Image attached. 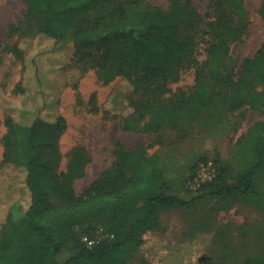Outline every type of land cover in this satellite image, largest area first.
<instances>
[{"label":"trees","instance_id":"16d2710c","mask_svg":"<svg viewBox=\"0 0 264 264\" xmlns=\"http://www.w3.org/2000/svg\"><path fill=\"white\" fill-rule=\"evenodd\" d=\"M22 1L24 24L10 25L9 33L19 36L4 49L24 61L23 42L44 36L71 43L76 63L95 68L104 81L117 75L128 79L133 96L125 129L184 130L187 116L210 115L220 98L264 108V38L244 59L240 78L228 64L230 43L246 32V25L236 21L245 0H211L208 18L191 0H171L168 9L145 0ZM258 12L264 22V0ZM188 68L195 72L193 90H173L171 83ZM4 123L8 132L0 170L6 164L24 170L31 197L14 203L1 226L0 264H128L148 232L163 230L164 212L210 196L258 194L255 178L264 174V121H258L248 131L259 134L256 149L249 151L251 166L234 173L216 162L217 175L204 181L193 199L169 191L160 157L142 143L129 149L118 142L111 166L78 193L75 178L84 174L89 154L76 147L68 171H58L65 116L48 119L26 111L18 118L6 115ZM84 224L102 225L108 236L88 246L87 234L76 229ZM70 243L74 251L66 255ZM202 264L211 263L203 259ZM246 264H264V256L250 255Z\"/></svg>","mask_w":264,"mask_h":264},{"label":"rangeland","instance_id":"374dc122","mask_svg":"<svg viewBox=\"0 0 264 264\" xmlns=\"http://www.w3.org/2000/svg\"><path fill=\"white\" fill-rule=\"evenodd\" d=\"M145 1L163 9H168L171 3V0ZM191 1L206 18L210 16L211 0ZM244 7L243 12L238 10L236 21L246 25V32L229 47L228 64L236 79L243 74L244 59L254 55L264 38L259 6L245 0ZM25 13L26 4L22 0H0V163L8 132L6 115L18 118L33 111L48 119L58 114L67 119L68 127L60 140L62 162L58 171H68L76 147L87 150L85 172L74 182L78 193L111 166L118 142L129 149L142 143L149 153H156L169 191L185 199L202 193V183L217 175L216 162L230 166L234 173L251 166L254 156L250 152L252 147L256 149L259 134L248 135V131L256 122L264 121V108L254 109L239 98H220L210 115L187 116L181 123L184 130L125 129L123 120L132 112L129 100L133 96L128 79L117 75L104 81L95 68L84 69V65L76 63L71 43L44 36L23 42L24 61L4 49L18 39L19 34L11 35L9 27L22 26ZM194 85L193 68L183 70L179 80L171 83L173 90L188 93ZM24 86L27 89L20 92ZM237 103L240 106L231 110V105ZM260 184H264V174L255 178L257 188ZM30 197L26 172L14 165H4L0 170V230L12 205ZM262 200L259 192L210 196L196 200L191 206L166 211L162 214L163 230L148 232L145 243L128 264H202L203 259L211 264H246L250 255L264 256ZM76 229L78 235L86 233L96 240L108 236L102 225L93 229L84 224ZM73 251V245L68 244L66 255Z\"/></svg>","mask_w":264,"mask_h":264},{"label":"crops","instance_id":"0c3cea01","mask_svg":"<svg viewBox=\"0 0 264 264\" xmlns=\"http://www.w3.org/2000/svg\"><path fill=\"white\" fill-rule=\"evenodd\" d=\"M251 1L254 3V5L260 6L263 0H251ZM256 192H259L260 197L264 199V184L263 185L260 184L258 188L256 189ZM262 204H264V200H262ZM262 207H264V205H262ZM261 246L262 248H264V241L262 242ZM254 255H257V254H254Z\"/></svg>","mask_w":264,"mask_h":264},{"label":"built area","instance_id":"2783aa9c","mask_svg":"<svg viewBox=\"0 0 264 264\" xmlns=\"http://www.w3.org/2000/svg\"><path fill=\"white\" fill-rule=\"evenodd\" d=\"M83 241H85L87 243L88 246H92L94 245L95 243H97L99 240H96L95 238H91L87 235H85L83 237Z\"/></svg>","mask_w":264,"mask_h":264}]
</instances>
